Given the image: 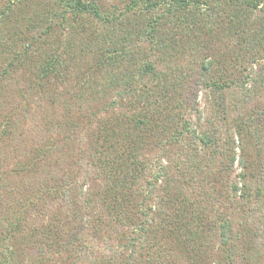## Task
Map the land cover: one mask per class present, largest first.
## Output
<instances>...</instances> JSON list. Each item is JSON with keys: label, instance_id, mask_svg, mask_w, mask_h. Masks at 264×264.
Listing matches in <instances>:
<instances>
[{"label": "trees", "instance_id": "16d2710c", "mask_svg": "<svg viewBox=\"0 0 264 264\" xmlns=\"http://www.w3.org/2000/svg\"><path fill=\"white\" fill-rule=\"evenodd\" d=\"M51 1L64 6L55 15L64 21L90 17L97 22L104 21L108 28L105 33L97 31L90 36L88 52L91 54L98 47L100 57L93 74L85 80L90 90L77 92L73 97L81 102V107L87 101H95L98 107L103 105L107 116L96 124L85 122L81 126L85 119L74 120L69 111L71 99L51 90L52 86L68 81L72 63L78 57L74 48L67 58L63 57L65 52L51 49L49 57L37 64L31 60V49L37 43L47 42L41 33L30 39H17L12 34L8 37L13 39L12 43L1 39L0 54L7 52L13 56L0 70V142L3 143L0 146V264H20L31 255L27 252L29 247L41 260L39 264H64L63 258L69 264H80L82 260L78 259L85 254L83 247H87L86 243H80L82 227L96 240L105 230H115L116 255H120L114 260L116 264H211L212 261L255 264L260 250L258 241H264V199L260 202L264 187L258 186L259 192L253 197L258 199H247L240 204L227 193L226 210L216 207L213 202L225 190L222 185L219 191L216 185L221 181L214 179L220 176V171L216 168L215 154L210 153L213 136L206 130L196 133L193 121L185 116L181 95H173L187 81L180 75L174 76L172 66L169 70L157 68V62L145 50L141 53L133 47L138 38L154 40L172 59V49L179 41L173 17H184L196 25L197 19L194 15L188 17V9L196 2L201 5L209 1L125 0L121 17L104 5V0ZM24 2L27 0H0V23L15 5ZM220 3L227 4L229 9L224 25L216 8ZM262 4L264 0H217L213 8L208 5L206 19L210 30L206 41L215 39L216 28L222 27L233 43L224 60L211 52V46H205L206 54L199 62L203 74L206 72L207 76L217 64L223 74H229V67L241 70L245 84L253 79L256 84H264V75L262 79L253 78L251 71L248 72L264 53V24L251 21L248 13H254ZM47 26L49 31L52 22ZM205 33L208 32L205 30ZM190 34L185 36L191 42L202 36V32L194 37ZM19 44L21 50L15 48ZM38 68L37 74L34 70ZM102 68L106 74L96 77ZM117 70L122 74H117ZM81 76L75 75L77 82ZM211 77V81L202 79L199 85L207 83L218 91L240 79L227 76L228 84L224 85L220 84L223 78L213 81ZM96 86H100L99 90ZM114 89L121 94L118 98L111 97ZM42 95L48 102H38L39 108L32 112L35 97ZM120 106L132 112L116 113L115 109ZM219 106L220 102L215 101V108ZM32 113L37 117L28 127L36 131V138H32L31 145L26 140L23 144L15 135L19 132L20 120H30ZM213 121L210 124L216 129ZM237 127L242 133L251 123H239ZM41 133L45 134L44 138H37ZM78 133L85 145L82 150L78 146ZM15 139V143L10 142ZM183 143L186 150L181 148ZM201 147L204 149L200 156L207 155L212 162L207 172L197 157L196 151ZM74 149L81 152L85 149L86 156L78 155ZM193 156L197 164L191 168L188 163ZM246 166L249 167L247 163ZM83 177L100 180L102 184L98 188L94 182L87 185L89 180L81 181ZM231 185L230 191L235 192L237 187ZM197 186L203 190L195 195ZM97 201H102L105 208L101 218V212L90 216L93 208L90 202ZM47 208L51 209L48 223L44 221ZM31 216L36 219L33 227L29 226ZM26 231L25 236L18 235ZM52 256L59 260L50 262ZM28 259L31 262L33 257Z\"/></svg>", "mask_w": 264, "mask_h": 264}, {"label": "rangeland", "instance_id": "374dc122", "mask_svg": "<svg viewBox=\"0 0 264 264\" xmlns=\"http://www.w3.org/2000/svg\"><path fill=\"white\" fill-rule=\"evenodd\" d=\"M124 1L125 0H104V5H106L109 9H114V11L121 17V7H124ZM201 1L205 2V0ZM208 1V4L201 3V5L196 2L190 9H188L187 12L190 11L188 17L194 15L195 20L197 19L196 25H194V23L192 24L184 17L180 19L179 17H173V24L175 23V30L178 36L177 40L179 41L175 48L172 49V59H170L169 52H162L163 49L158 44L156 45L154 40L148 42L138 38L139 40H135V45L133 47L136 51H140L141 53H143L145 50V53L150 55V57L153 58L155 62H157V68L169 70V67L172 66L175 72L173 75H180L183 80L185 79L187 81V83L185 82L184 87H179L178 91H174L173 95L175 97L181 95L180 99L183 100L185 105V116L187 120L193 121L192 127L193 129L195 128L196 133L200 134L203 130H206L213 136L210 153L215 154L217 160L216 168H218L220 171V176L214 179L216 181H221V183L217 182L218 185L216 186L218 190L221 191L220 187L222 185L224 186L225 190L223 196H220L213 203L217 208L221 209L223 207L224 210H226L225 197L228 196L227 193L231 194L237 203L243 204L247 199H258L253 198L257 192H259L257 191L258 186L264 187V84H256L254 79L245 84L244 80L242 79L243 73L241 70L229 67L227 70L229 74H223L217 64H214L213 67H211L207 76L205 75L206 72L203 74V71L199 66V62L202 61L206 54L204 52L205 46H211V52L218 54V56H220V60H224L226 57H228L226 54L230 53V50L232 49L231 43H233L231 37L228 35V33L224 32L222 27L216 28L214 33L215 39L206 41L208 39L210 30L206 19L207 9H209L208 5H211L210 7L213 8V5L217 3V0ZM38 3L39 7H37ZM216 8H218L221 13V19L224 25L229 18L227 14V11L229 12V9H227V4L218 5ZM64 9L65 8L62 3H54L51 0H27L26 3L24 2L23 4L15 5L10 11L8 17L2 23H0V43H2L1 39H6L7 42L12 43L13 39L8 38L12 34L17 39H23V37H29L30 39L33 35H38L41 33L42 37H45L47 42L37 43L33 50L31 49V53H33L31 60L36 61L37 64H41V61H44L49 57L48 52L51 49L58 53L65 52V56L63 57L67 58L71 53V49L74 48V50L78 52V57L76 62L72 63L70 75L67 78L68 81L55 87L52 86L51 90H54L59 94L63 93L64 96H67L71 99L69 103V111L72 112L74 120L77 122V120H82L83 118L85 119L82 121L81 126H84L85 122H87L86 125L94 123L96 124L97 121L103 120V116H107L105 109L103 108L104 106L100 105V107H98L95 101H87L84 103V106L81 107V102L77 101L78 99H73V97L75 94H77V92H88L90 90L85 80H87L88 77H91L93 74L92 69L94 70V66L98 62V57H100L98 47H94L91 51V54L88 52L87 46L90 43V36L95 35L97 31L98 34L100 32L105 33L108 31V28L104 21L97 22L90 17H86L85 19L73 18L71 20L68 19L64 21L60 16H55L57 11H62ZM248 14H250L249 16L251 21H255L262 25L264 24V4L256 9L254 13ZM50 17H54L55 19L53 18L54 20L50 21ZM245 17L248 19L246 13ZM250 20L248 19L249 23H252ZM51 22L52 27H50L48 31L47 23L50 24ZM46 27L47 30L45 29ZM205 30L208 32L207 34L205 33ZM73 32H76L77 35H75ZM189 32L191 33V37H194L199 33L201 34V32L202 36L196 37L192 42L190 39L187 41L185 34H188ZM46 33L48 34L46 35ZM144 38H146V35ZM168 42L171 41L168 40ZM20 44L15 46L17 50L22 49ZM74 45L75 47H73ZM96 51H98V53H96ZM6 55H8V57H6ZM12 56L13 53L8 54L7 52H4L3 55L0 54V70L4 69L9 60L8 58H11ZM209 59L210 58L207 60ZM243 67L244 66L242 65L241 68ZM261 69L262 72L260 73ZM38 70L40 72L39 68L35 69L34 72L36 71L38 74ZM102 71H104V68L96 73V77L106 74V72L102 73ZM250 71L253 78H263L264 53L260 57V62L254 64L252 69L248 72ZM77 73L82 75L78 82L77 78L75 77ZM117 74L120 75L122 72L117 70ZM211 76L214 77L213 81L218 78L219 80L223 78L220 84L224 85L228 84V82L225 81L227 76L235 78L240 77V79H238L237 83L233 84L231 87H226L224 90L219 89L218 91L215 90L214 86H210L207 83L202 86L199 85V82L202 81V79L204 82L211 81ZM118 80L120 83L121 80ZM99 87L100 86H96V89L99 90ZM118 92L119 91L117 89H114L111 93V97L118 98L121 95ZM44 97L43 95L35 97L34 104H32V112L39 108L37 105L38 102H48L47 97ZM215 101L220 102L219 109H216L217 107L215 108ZM46 106H48V104H46ZM115 111L116 113L125 115L126 113H131L132 109L129 110L126 106H120L115 109ZM35 117H37V114L32 113L29 116L30 120H20L19 122V132L16 133L15 137L20 138L21 142L23 141V144L26 140L27 143L31 145L33 141L32 138H36L34 135L36 131H32L31 128L28 127V124L32 123L33 120H35ZM211 120H214L213 122L215 125L217 124L216 129H212L210 124ZM239 123H251V127L246 128L247 131L244 130L242 133H239L237 127ZM82 133H84V131H82ZM43 135L45 134L41 133V135H38L37 138L42 139L44 138ZM79 136H81V134L78 133V137ZM84 137H86V133L83 135V138ZM16 141L17 140L15 139V141L10 142L15 143ZM230 143L231 149L229 148ZM2 144L3 143L0 142V146ZM182 145L183 147L181 146V148L186 150L185 148L187 147H185V144L183 143ZM78 146L82 150L85 145L80 140ZM203 149L204 147H201V149L196 152L199 153L197 157L201 159L203 171L207 172L210 170V164L212 162L210 159H208L207 155L204 157L200 156ZM75 151L78 155H83L84 157L86 156L85 149L82 152L74 149V152ZM54 153L56 154L55 150ZM156 153L152 157H154ZM232 158L233 162L231 161ZM195 161L196 158L193 156L191 159H189L188 166H191V168L195 166L197 164ZM246 163L249 165L248 168ZM251 163H254V165H252V167H254L253 169L251 168ZM200 178L202 180L201 182H203V175H200ZM82 180H89L86 181L87 185L94 182V184L97 185V188L100 184H102L100 180L94 181L85 177H83L81 181ZM141 183H145V181L141 180ZM231 184L237 187L235 192L230 191L232 186ZM202 190V187L197 186L195 188L194 194L196 195V192L198 193ZM260 198V202H262L264 197ZM90 205L95 208H90V216L94 217L99 212H101V218L102 211L105 210L102 201L101 203H98V201L95 203L90 202ZM50 210L51 209L47 208V210L44 212V221L50 219L51 215L48 212ZM237 210L239 209L237 208L234 210L233 216L235 220H237V213H235ZM6 215H8V212ZM57 219L61 218L58 217ZM63 220L67 221L68 218ZM35 221L36 219H32L31 216L29 220V226L33 227L36 224ZM50 222L54 223L55 221ZM40 223H43V221H40ZM46 223H48V221H46ZM69 228L71 227H66V229ZM13 232L15 234L16 229H14ZM106 232H109L110 235L103 234ZM59 233L62 232L60 231ZM64 233H66V230L62 233V235L65 236L66 234ZM26 234H28L27 231L23 234L19 233L18 235L25 236ZM16 238L18 242V236ZM79 238H81L80 243L84 242L87 246L83 247L85 248L84 250H86L85 254L80 253L81 256L78 259L82 260L80 261V264H94L96 262H102L104 264H116V261L114 260L115 258L117 260L120 255H116L117 249L115 245L114 229H108L100 233L98 235V240H96L92 239V237L87 234L84 227H82ZM108 238H111L109 241L110 243L107 241ZM258 243L260 250L259 254H257V260L255 264H264V241L259 239ZM87 244H90V246ZM27 245H24V249L27 248ZM36 251L37 253H40L38 250ZM27 252L31 254L30 256L33 257V260L31 262L29 260L30 258L27 260V258L30 257L27 255L28 257L23 259L20 264H39L41 260L37 258L35 250L30 249L29 247L27 248ZM200 256L203 257V255ZM58 260L59 257L52 256V260L50 262H57ZM65 260L66 259L63 258V263L69 264L68 262H64ZM211 264H215V262L212 261Z\"/></svg>", "mask_w": 264, "mask_h": 264}]
</instances>
